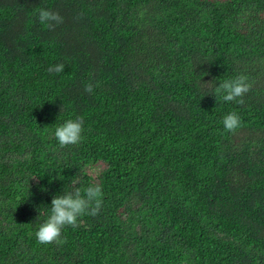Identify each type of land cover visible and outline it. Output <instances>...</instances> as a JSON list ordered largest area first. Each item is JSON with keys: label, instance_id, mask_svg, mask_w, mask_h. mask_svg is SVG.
Instances as JSON below:
<instances>
[{"label": "trees", "instance_id": "16d2710c", "mask_svg": "<svg viewBox=\"0 0 264 264\" xmlns=\"http://www.w3.org/2000/svg\"><path fill=\"white\" fill-rule=\"evenodd\" d=\"M74 184L99 214L38 243ZM0 264H264V0H0Z\"/></svg>", "mask_w": 264, "mask_h": 264}, {"label": "clouds", "instance_id": "9594fccd", "mask_svg": "<svg viewBox=\"0 0 264 264\" xmlns=\"http://www.w3.org/2000/svg\"><path fill=\"white\" fill-rule=\"evenodd\" d=\"M39 22L49 29H54L63 23V17L57 12L40 9L38 13ZM65 68L64 64H55L49 67V72L60 73ZM251 83L246 75H238L235 78L224 80L215 89L225 102L235 101L242 104L243 97L251 90ZM84 91L91 93L92 84H86ZM223 127L228 132H235L241 126V119L235 113H229L223 117ZM83 120L81 118L68 119L55 127L54 138L61 148L69 145H77L82 140ZM102 187L92 184L86 188L73 185L71 191L55 195L51 199L49 215L35 232V238L40 244L62 245L66 241L61 239V232L66 226L77 227L78 218L84 215L97 216L102 208Z\"/></svg>", "mask_w": 264, "mask_h": 264}, {"label": "rangeland", "instance_id": "374dc122", "mask_svg": "<svg viewBox=\"0 0 264 264\" xmlns=\"http://www.w3.org/2000/svg\"><path fill=\"white\" fill-rule=\"evenodd\" d=\"M103 168V164H97L96 166H94L92 169H89L88 172L92 175L95 176L97 175L100 170Z\"/></svg>", "mask_w": 264, "mask_h": 264}]
</instances>
